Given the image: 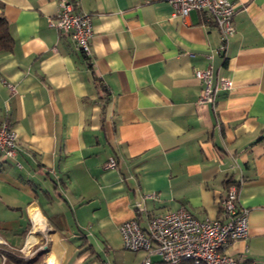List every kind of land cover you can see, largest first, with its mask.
<instances>
[{"label": "crops", "instance_id": "obj_1", "mask_svg": "<svg viewBox=\"0 0 264 264\" xmlns=\"http://www.w3.org/2000/svg\"><path fill=\"white\" fill-rule=\"evenodd\" d=\"M69 1L91 16L89 57L49 26L60 0H0L14 39L0 53V125L17 132L15 160H0V264H144L146 252L123 247L124 222L145 228L181 208L218 219L231 184L249 235L227 254L264 264V0H229L236 33L224 51L199 11ZM209 67L214 87L227 77L233 88L200 104L196 70Z\"/></svg>", "mask_w": 264, "mask_h": 264}, {"label": "built area", "instance_id": "obj_2", "mask_svg": "<svg viewBox=\"0 0 264 264\" xmlns=\"http://www.w3.org/2000/svg\"><path fill=\"white\" fill-rule=\"evenodd\" d=\"M174 8V16L188 17L191 12L199 11L212 19L218 28L222 46L227 48L235 35L234 16L237 8L229 0H163ZM62 36L70 37L77 48L87 57L90 56V40L93 36L91 16L76 11V5L69 0H60L56 18L49 21ZM196 78L203 82L204 89L199 98L200 104H215L219 90H231L233 80L221 77L219 85L213 86L212 67L196 70ZM14 91L13 86H9ZM17 132L7 122L0 125V160L14 161L17 154ZM117 161L110 158L106 168H115ZM240 191L231 184L222 198L220 211L222 217L201 220L181 208L162 215L154 216L143 228L138 217L120 226L123 247L130 252L144 251L147 258L144 264H152L151 256H158L166 264H240L227 254L229 246L249 235V210L240 204ZM7 242L0 237V246ZM1 249V248H0ZM107 264V263H104Z\"/></svg>", "mask_w": 264, "mask_h": 264}, {"label": "trees", "instance_id": "obj_3", "mask_svg": "<svg viewBox=\"0 0 264 264\" xmlns=\"http://www.w3.org/2000/svg\"><path fill=\"white\" fill-rule=\"evenodd\" d=\"M13 47H14V39L10 32L9 22L6 19V17L2 13H0V53L10 52L13 49ZM162 263L166 264L164 262ZM24 264H31V262ZM180 264H193V262L188 261V262H182Z\"/></svg>", "mask_w": 264, "mask_h": 264}, {"label": "bare ground", "instance_id": "obj_4", "mask_svg": "<svg viewBox=\"0 0 264 264\" xmlns=\"http://www.w3.org/2000/svg\"><path fill=\"white\" fill-rule=\"evenodd\" d=\"M32 216H33V220H34V222H35V224L37 225V226H39L38 228H39V230H38V232L40 233V232H42V234L43 233H45L46 234V231H47V226H46V223H45V221H44V219L42 218V216H40L39 215V213L37 212V211H32ZM34 237V236H33ZM38 237V236H37ZM45 237V236H44ZM33 239V238H32ZM33 241V240H32Z\"/></svg>", "mask_w": 264, "mask_h": 264}, {"label": "rangeland", "instance_id": "obj_5", "mask_svg": "<svg viewBox=\"0 0 264 264\" xmlns=\"http://www.w3.org/2000/svg\"><path fill=\"white\" fill-rule=\"evenodd\" d=\"M38 230H39V228L36 227L35 230H34V232H37ZM6 247H7V246H6ZM6 247H5V245L0 246V248H1L0 251L7 250ZM17 256L21 257L19 253L17 254ZM47 257H48V256H44V257H43V261H44L45 259H47ZM48 258H49V257H48ZM50 259H51V258L47 259L46 262L50 261ZM46 262H45V263H46Z\"/></svg>", "mask_w": 264, "mask_h": 264}]
</instances>
